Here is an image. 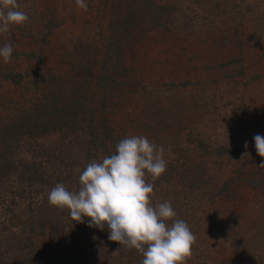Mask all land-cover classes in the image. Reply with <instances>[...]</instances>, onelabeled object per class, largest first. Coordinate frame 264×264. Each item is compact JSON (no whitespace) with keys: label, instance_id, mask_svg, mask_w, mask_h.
Instances as JSON below:
<instances>
[{"label":"rangeland","instance_id":"374dc122","mask_svg":"<svg viewBox=\"0 0 264 264\" xmlns=\"http://www.w3.org/2000/svg\"><path fill=\"white\" fill-rule=\"evenodd\" d=\"M18 3L28 20L0 34V264L44 247L51 264H141L47 199L133 135L165 149L151 203L189 225L187 264H264V0Z\"/></svg>","mask_w":264,"mask_h":264},{"label":"clouds","instance_id":"9594fccd","mask_svg":"<svg viewBox=\"0 0 264 264\" xmlns=\"http://www.w3.org/2000/svg\"><path fill=\"white\" fill-rule=\"evenodd\" d=\"M75 4L87 9L85 0H75ZM19 9L18 0H0V34H7L10 26L28 20V15ZM13 51L11 43L0 47L5 63ZM253 138L257 154L264 157V136L256 134ZM244 147L247 149V142ZM164 154V147H158L146 136L124 138L113 154L101 161L94 159L86 166L76 187L69 190L57 183L48 193V203L68 210L75 222L84 223L87 217L89 227H107L109 240L142 254L141 264H187L195 242L189 225L183 219H175L177 213L170 201L155 206L151 203L154 182L167 169ZM259 166L264 167V161Z\"/></svg>","mask_w":264,"mask_h":264},{"label":"trees","instance_id":"16d2710c","mask_svg":"<svg viewBox=\"0 0 264 264\" xmlns=\"http://www.w3.org/2000/svg\"><path fill=\"white\" fill-rule=\"evenodd\" d=\"M22 165V167L24 166V164H21ZM1 166V165H0ZM26 168H28L29 169V171H31L30 170V168L32 169V167L34 168V166H25ZM35 170H37L36 172L35 171H31L32 173H39V169H35ZM21 171H22V168H21ZM40 247V246H39ZM39 247H38V251L41 249H39ZM46 252H47V254H46ZM50 252L48 251V249H46L45 247L43 248V249H41V251H40V255L38 256V254H37V252L36 251H34V254H33V259H35L37 256H38V258H40L41 260H43L41 263L42 264H51V260H49V258H47V257H49V254ZM48 255V256H47ZM9 263H11V261H9V262H6L5 264H9Z\"/></svg>","mask_w":264,"mask_h":264}]
</instances>
